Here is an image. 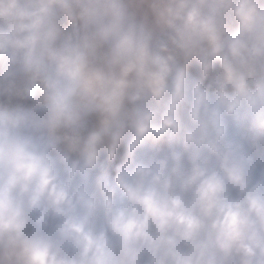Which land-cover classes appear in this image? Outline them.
<instances>
[{"label":"clouds","instance_id":"1","mask_svg":"<svg viewBox=\"0 0 264 264\" xmlns=\"http://www.w3.org/2000/svg\"><path fill=\"white\" fill-rule=\"evenodd\" d=\"M0 264H264V0H0Z\"/></svg>","mask_w":264,"mask_h":264}]
</instances>
